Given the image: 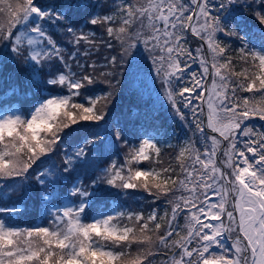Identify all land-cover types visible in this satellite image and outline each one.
<instances>
[{
    "label": "snow or ice",
    "instance_id": "snow-or-ice-1",
    "mask_svg": "<svg viewBox=\"0 0 264 264\" xmlns=\"http://www.w3.org/2000/svg\"><path fill=\"white\" fill-rule=\"evenodd\" d=\"M98 6L100 0H0V78L9 63L18 65L27 70L26 87L38 90L26 112L0 116V181L19 188L35 179L49 217L23 227L3 218L21 210L0 208V264H156L161 256L164 264H264V131L246 123L264 121V46L250 45L235 15L243 8L264 26V0H112L101 13ZM96 26L107 36L100 43L116 51L99 73L87 62L99 50ZM53 27L63 29L72 52L53 38ZM221 34L242 46L231 49ZM190 36L201 46L191 48ZM141 46L174 114L187 121L184 109L191 113L197 139L178 144L167 165L157 167L164 164L159 140L130 146L116 127L108 146L119 143L124 162L112 161L87 186L77 179L61 204L47 207L69 174L92 164L90 153L103 138L85 130L75 146L65 145L62 171L34 166L81 122L105 120L112 92L91 94L94 86L115 87L125 56ZM144 162L149 166L133 167ZM138 189L164 197L171 214L114 206L89 216L110 190L127 196Z\"/></svg>",
    "mask_w": 264,
    "mask_h": 264
},
{
    "label": "trees",
    "instance_id": "trees-1",
    "mask_svg": "<svg viewBox=\"0 0 264 264\" xmlns=\"http://www.w3.org/2000/svg\"><path fill=\"white\" fill-rule=\"evenodd\" d=\"M46 4H58L60 0H41ZM119 2V0H117ZM112 0H100V6L95 10L97 13H101L107 10L111 6ZM235 15L240 19L242 23L241 34L245 35V38L250 42V45L256 49L264 46V32L261 31L264 26L250 14L240 8ZM92 26L89 25V28ZM96 32L95 39L97 43L95 48L98 51H93L88 63H96L98 65L96 72L101 70L108 71L103 68L105 64L104 57L108 55H115L116 51L107 49L103 43H100L101 38L107 39L106 34L101 26H96L92 29ZM53 38L65 48L68 52H72L73 49L66 42L64 31L60 27H53L51 29ZM225 44L231 46V49H239L241 41L236 37H225L222 34L219 36ZM202 42L195 37H189V46L196 48L201 46ZM206 47V46H205ZM81 60L83 57H78ZM71 62V61H70ZM236 70L239 71L242 64L237 60ZM59 67V65H57ZM26 69L24 67L13 65L9 63L6 67L3 78H0V116L12 114L13 112L20 111L26 112L31 107L35 99V93L38 91L36 88L29 89L26 87ZM121 74L118 77L119 83L115 84V87L109 88L107 83H98L94 86V95H100L101 92H112L111 103L107 105V114L103 121H90L81 122L83 128L80 125L74 126L75 128H81L80 131H71L65 138L62 145L57 146V150L54 153L49 154L47 157H42L45 163L41 164L39 161L37 164L39 167L34 166V169L39 172L46 168L55 167V169L63 168V160L65 157L64 146L72 145L80 140L86 130L89 133L98 134L102 137V140L96 142L95 149L90 153V159L92 164L77 168V170L68 175V178L61 182V185L57 187L56 191L60 195L53 196L47 201V207L57 206L62 203L64 197L68 196V189L72 187V184L77 179L83 180L87 186L91 179H94L99 171L106 167L112 161H115L117 165L124 162L125 150L121 148L117 143L116 148H110L108 145L113 140L112 130L119 127L123 130L124 141L128 145H137L144 139H155L161 142V157L164 162L163 165H157V167L166 166L169 159L174 156V149L178 144H183L189 138L197 139L194 135L195 126L191 124V113L184 109L185 114L188 116V120H181L174 114L172 108L169 106L168 101L164 97L161 91V85L158 84V79L150 81L148 75L152 72L151 61L147 59V53L143 51V48L139 50H133L125 56L124 67L121 68ZM191 71L200 72L198 64H193ZM14 74L13 79H8V73ZM41 79H46L45 74H41ZM211 78V77H210ZM103 79V78H101ZM157 80V81H156ZM13 85L16 86V91H13ZM52 91H61V89H54ZM48 92H43L42 95H48ZM241 97H252V93L238 92ZM258 96V94H256ZM105 102L101 101L97 105L100 109ZM194 104L200 105L199 101H194ZM206 109V105H200ZM246 123H250L255 126L258 131H264V121L259 120L258 117L253 118ZM69 131V130H65ZM172 145V147H168ZM71 151V148L68 149ZM149 166V162H144L139 165H133V167H139L141 169ZM31 171V170H30ZM12 181H0V208H16L21 210L17 215L9 216L4 215V219L10 223H14L23 227L32 225L47 224L49 217L44 214L45 202L41 199L42 189L36 184L35 179L30 180L26 185L19 188L13 187ZM47 189L43 190L46 191ZM112 191L113 195L107 198L104 202H97L93 206L92 212L89 216L95 215L97 210L107 211L109 208L119 206L124 211H139L147 215L153 209H156L160 216L164 215L167 209L170 212V206L165 205L164 197H160L159 200H155L152 195H149L143 189L128 190L130 195L116 194L115 190ZM71 199L75 200L74 197ZM180 224H184V220L180 219ZM166 223V221H161ZM163 228L161 232H163ZM230 242L226 239L225 244ZM135 248L136 245H133ZM163 260L161 256L157 260Z\"/></svg>",
    "mask_w": 264,
    "mask_h": 264
},
{
    "label": "rangeland",
    "instance_id": "rangeland-1",
    "mask_svg": "<svg viewBox=\"0 0 264 264\" xmlns=\"http://www.w3.org/2000/svg\"><path fill=\"white\" fill-rule=\"evenodd\" d=\"M148 77H150L149 79H150V81H152V80H154V78H156L157 79V77L151 72L149 75H148ZM211 78L209 77V80H210ZM157 81V80H156ZM157 83L159 84V81H157ZM156 264H164V259L162 260H156Z\"/></svg>",
    "mask_w": 264,
    "mask_h": 264
}]
</instances>
